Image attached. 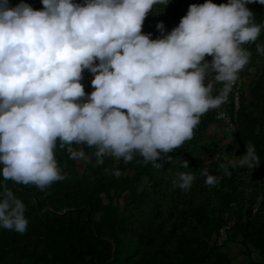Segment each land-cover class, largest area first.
<instances>
[{"label": "clouds", "instance_id": "clouds-1", "mask_svg": "<svg viewBox=\"0 0 264 264\" xmlns=\"http://www.w3.org/2000/svg\"><path fill=\"white\" fill-rule=\"evenodd\" d=\"M168 2L43 0L45 7L36 9L27 0L15 6L0 0V173L6 180L45 188L64 179L58 142L76 159L89 158L87 145L98 164L106 155L125 161L141 155L161 168L157 158L191 139L201 116L228 99L252 55L243 45L264 29L250 0L192 3L170 32L150 38L141 31L145 17ZM156 27L165 32L164 21ZM257 51L264 54V42ZM86 68L95 74L90 94L81 82ZM217 81L223 87L213 95ZM261 161L255 144H247L221 167L231 175L229 165L254 168ZM111 171L121 175L119 168ZM200 171L206 183L218 182L207 167ZM195 178L180 172L179 186L190 189ZM25 212L23 200L4 185L0 225L27 231Z\"/></svg>", "mask_w": 264, "mask_h": 264}, {"label": "trees", "instance_id": "trees-1", "mask_svg": "<svg viewBox=\"0 0 264 264\" xmlns=\"http://www.w3.org/2000/svg\"><path fill=\"white\" fill-rule=\"evenodd\" d=\"M19 2L10 0V5ZM203 2L169 0L166 5L157 4L146 15L141 31L151 33L150 38L161 37L179 24L192 3ZM27 3L36 9L45 7L43 0ZM247 6L253 10L255 22L264 23V3L250 0ZM159 20L164 21V33L156 27ZM261 42L264 29L257 41L243 45L252 55L239 71L244 78L239 111L235 114L233 104L225 102L209 109L191 139L157 158L163 167L144 162L141 155L131 161L106 155L104 163L98 164L94 148L87 145L89 158L76 159L58 142L55 153L64 179L40 188L6 180L0 173V191L4 185L11 188L25 203L28 217L23 233L0 225V264H264V54L257 51ZM205 59L211 61L212 54H206ZM94 63H99V58ZM94 75L87 68L83 70L81 82L88 94L95 88L91 83ZM214 75V70L206 73L205 84ZM222 87L223 82L217 81L213 95ZM234 92L233 88L229 92L230 102ZM224 109L231 114V124L218 117ZM228 126L240 154L247 144H255L262 158L257 166L229 165L231 175L221 167L229 160L220 155L223 138L217 129L224 131ZM202 167L216 175L218 182L206 183ZM115 168L121 175L113 174ZM180 172L195 173L190 189L179 186ZM226 212L237 221L221 247L216 237ZM234 239L249 253L253 246L261 259L250 256L246 263L235 262L224 249Z\"/></svg>", "mask_w": 264, "mask_h": 264}, {"label": "rangeland", "instance_id": "rangeland-1", "mask_svg": "<svg viewBox=\"0 0 264 264\" xmlns=\"http://www.w3.org/2000/svg\"><path fill=\"white\" fill-rule=\"evenodd\" d=\"M220 130V134L223 138V142L220 149V155L223 158L228 160L236 158V155L239 153V143L234 137V132L230 126L226 127L225 130ZM228 141V143H227ZM226 251H229L234 261L237 263H246L249 261V257L252 256L255 259H261L260 253L258 250L251 247L252 253H249L246 247L241 243L239 239H234L230 241L227 246L224 248Z\"/></svg>", "mask_w": 264, "mask_h": 264}, {"label": "built area", "instance_id": "built-area-1", "mask_svg": "<svg viewBox=\"0 0 264 264\" xmlns=\"http://www.w3.org/2000/svg\"><path fill=\"white\" fill-rule=\"evenodd\" d=\"M243 81H244V78L239 73L238 79L232 86V88L235 90L234 99L232 102H230L229 99L225 101V103L233 104V111L235 114L239 111V108H240V98H241V89L243 86ZM218 117L221 119H224L228 124H231V114L228 109L221 110L218 114ZM260 202H261V197L257 199V202L254 205V211L258 210ZM224 218H225V221L220 226L218 235L216 237V243L221 247H224L226 243L228 242L231 231L237 221V219L234 216L230 215L228 212L225 213Z\"/></svg>", "mask_w": 264, "mask_h": 264}]
</instances>
